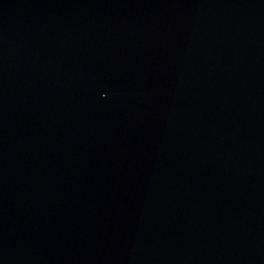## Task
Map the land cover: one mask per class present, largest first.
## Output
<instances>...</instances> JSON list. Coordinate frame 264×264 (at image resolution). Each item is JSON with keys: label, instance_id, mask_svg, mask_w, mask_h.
I'll return each instance as SVG.
<instances>
[{"label": "water", "instance_id": "1", "mask_svg": "<svg viewBox=\"0 0 264 264\" xmlns=\"http://www.w3.org/2000/svg\"><path fill=\"white\" fill-rule=\"evenodd\" d=\"M0 264H264V0H0Z\"/></svg>", "mask_w": 264, "mask_h": 264}]
</instances>
